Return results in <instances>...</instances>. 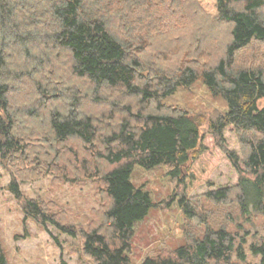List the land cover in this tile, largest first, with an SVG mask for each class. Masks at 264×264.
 Wrapping results in <instances>:
<instances>
[{
	"label": "trees",
	"instance_id": "16d2710c",
	"mask_svg": "<svg viewBox=\"0 0 264 264\" xmlns=\"http://www.w3.org/2000/svg\"><path fill=\"white\" fill-rule=\"evenodd\" d=\"M197 82L227 109L165 102ZM263 98L264 0H0V162L14 171L9 189L25 219L81 235L96 264H130L135 226L156 206L133 172L158 166L170 186L162 206L189 230L142 264H237L234 253L246 261L247 234L229 226L264 215ZM229 127L241 153L227 146ZM208 136L236 184L212 189ZM48 174L97 180L105 202L88 229L70 224L57 203L23 195L18 179ZM203 182L209 190L192 195ZM233 205L237 215L224 210ZM250 251L264 264V240ZM0 264H10L1 243Z\"/></svg>",
	"mask_w": 264,
	"mask_h": 264
},
{
	"label": "rangeland",
	"instance_id": "374dc122",
	"mask_svg": "<svg viewBox=\"0 0 264 264\" xmlns=\"http://www.w3.org/2000/svg\"><path fill=\"white\" fill-rule=\"evenodd\" d=\"M165 102L188 108L191 111L211 113L223 112L227 109L225 100L220 96L212 95L201 82L191 87H179L174 94L165 99ZM260 106H264V98L260 100ZM226 138L227 146L241 153L237 133L232 127L227 129ZM207 142L213 149L209 174V178L214 183L212 189L236 184L239 175L227 155L213 144L211 136L207 137ZM13 174L14 171L11 168H6L0 162V243L9 263L96 264L84 253L81 235L72 237L62 233L51 224L43 226L32 218L25 219V213L19 200L9 189ZM162 174L163 166L150 170L141 167L134 169L132 180L136 185L142 186L151 193L156 206L144 221L135 226L134 249L130 254V264H142L149 255L174 249L184 243L187 237L189 228L178 221V211L168 210L162 206L161 200L168 197L170 193V186L162 182ZM18 181L25 197L57 203L65 212L66 220L79 229L89 228L96 212L105 202L103 193L99 191L100 185L97 180L85 179L71 183L58 179L56 175L48 174L41 178L23 181L18 179ZM208 190L209 184L203 182L195 188L192 195L202 196ZM224 210L237 215L234 205ZM253 219L254 222L251 223L240 219L242 228L233 223L229 226L234 232L238 230L240 236L247 234V243L243 247L246 261L240 260L234 253L233 260L237 264H254L259 261V257L252 255L250 244L264 240V215ZM214 221L215 224H219V221L225 222L226 220L220 217L219 220L214 219Z\"/></svg>",
	"mask_w": 264,
	"mask_h": 264
}]
</instances>
